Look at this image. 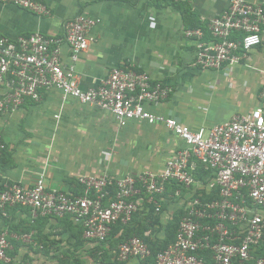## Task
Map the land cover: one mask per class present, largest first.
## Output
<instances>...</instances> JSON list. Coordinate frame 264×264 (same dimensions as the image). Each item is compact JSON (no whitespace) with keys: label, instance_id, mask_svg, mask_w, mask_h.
<instances>
[{"label":"built area","instance_id":"built-area-1","mask_svg":"<svg viewBox=\"0 0 264 264\" xmlns=\"http://www.w3.org/2000/svg\"><path fill=\"white\" fill-rule=\"evenodd\" d=\"M49 16V8L36 0H0ZM101 20L78 15L64 25L61 37L34 32L15 39L0 34V116L15 112L27 102L39 103L45 91L56 89L63 99L72 97L112 115L124 128L131 121L162 125L186 147L178 150L160 172L128 173L123 177L82 176L81 194L49 190L44 177L32 187L20 183L0 185V215L26 209L32 223L42 218H70L82 229L85 240L107 242L117 224L129 225L144 202L162 214L158 198L174 193L176 208L184 210L176 240L156 256V264H264V86L260 105L249 114L235 115L213 127L190 126L149 107L166 102L174 88L153 81L150 74L134 67H113L100 85L83 89L76 65L95 41L93 30ZM211 39L201 29L185 32L195 41L194 66L220 71L239 64L262 44L264 3L232 0L229 7L208 24ZM64 46L69 62L62 61ZM59 119L60 115L55 116ZM0 135V158L6 151ZM209 172L206 182L197 178ZM208 175V176H209ZM213 198L203 199L204 195ZM163 200H166L164 198ZM146 237H152L147 231ZM11 239L31 243L32 234L0 232V263L14 264ZM156 241V240H155ZM116 259L146 261L148 244L139 237L121 243ZM19 264H33L24 260Z\"/></svg>","mask_w":264,"mask_h":264},{"label":"crops","instance_id":"crops-1","mask_svg":"<svg viewBox=\"0 0 264 264\" xmlns=\"http://www.w3.org/2000/svg\"><path fill=\"white\" fill-rule=\"evenodd\" d=\"M36 1L45 4L51 14L38 16L0 3V34L12 39L34 32L61 37L65 23L78 15L101 20L92 33L95 41L76 65L83 89L100 85L113 67L145 71L153 81L174 88L166 102L149 109L193 129L227 123L260 105L264 32L262 44L239 64L220 71L202 70L194 66L195 41L186 37L184 17L175 7L181 4L191 9L201 30L206 28L205 41L209 42V21L225 11L232 0ZM69 55L68 46H64L65 65ZM0 135L7 146L0 158V185L32 187L42 176L49 190L71 195L81 194L78 180L82 176L108 174L118 178L128 173L160 172L178 150L186 147L162 125L134 120L121 128L112 115L72 97L63 99L56 89L45 91L39 103L27 102L15 112L0 116ZM208 178L210 175L198 179L206 182ZM144 204L126 235L151 226L147 220L151 209ZM160 204L158 229L168 224L169 215L176 209L171 199H162ZM8 213V219L0 215V232L7 230L11 236L32 234L31 243L11 242L14 264L24 260L33 264H150L137 259L117 261L115 252L125 239L124 231L118 228L107 242L98 243L83 239L81 228L70 218H42L32 223L26 209L13 208ZM156 234L165 238L164 229Z\"/></svg>","mask_w":264,"mask_h":264},{"label":"trees","instance_id":"trees-1","mask_svg":"<svg viewBox=\"0 0 264 264\" xmlns=\"http://www.w3.org/2000/svg\"><path fill=\"white\" fill-rule=\"evenodd\" d=\"M175 7L177 9H179L184 17V22H185V28L187 31L189 30H196V29H201V25L199 24V22L195 21V14L191 11V9L189 7H187L186 5H181V4H175ZM204 31H206V28H202ZM5 154V152H3V155ZM2 155V157H3ZM1 157V158H2ZM209 175V172L204 171V169H200L199 173L197 172V178H201L204 179L206 176ZM179 187L177 186H173V187H169L167 190V195H165L164 198L167 199H171L172 201H174V193L176 190H178ZM215 194L213 195H204L203 199H209V198H213ZM164 198H158L157 199L160 201ZM146 207L150 208L151 211L148 214L147 220L150 223L151 226L145 227L144 229L140 230L139 232H137V234H125V231L132 225L134 219L136 218V216L138 215V213H140L141 211H139L133 218L132 222L129 225H121V224H117L116 226L113 227L112 231L115 228H118L119 230H123L124 232V236L125 239L122 241V243L126 240H128L131 237H139L141 239H143L149 246L150 250H151V256L144 262L150 263V264H156V256L158 255L159 252L163 251L164 249H166L170 244L174 243L176 240V236H177V232H178V228H179V224L181 222V219L184 216V210L180 207L176 208L173 212H171V214L169 215V222L165 227H160V229L157 228V226L160 225V220L162 215L156 213L155 208L153 205H147ZM21 209V208H20ZM163 210H166V207L163 208ZM169 211V209H168ZM80 228V227H79ZM157 228V229H156ZM152 229V230H151ZM161 229H164V234H165V238H163V240L161 238L157 237L158 232L161 231ZM82 230V229H81ZM111 231V234H112ZM147 231H151L152 235L154 237H157L156 239L152 238V237H146L145 233ZM110 234V236H111ZM109 236V238H110ZM108 238V239H109ZM156 240V241H155ZM13 241V239H11V242ZM108 241V240H107ZM11 257L12 253H9ZM2 264V263H0Z\"/></svg>","mask_w":264,"mask_h":264}]
</instances>
